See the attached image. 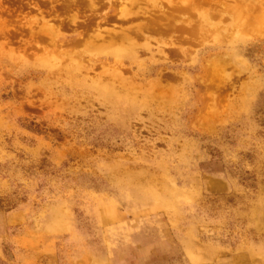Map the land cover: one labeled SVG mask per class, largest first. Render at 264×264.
<instances>
[{"label":"rangeland","instance_id":"1","mask_svg":"<svg viewBox=\"0 0 264 264\" xmlns=\"http://www.w3.org/2000/svg\"><path fill=\"white\" fill-rule=\"evenodd\" d=\"M69 1L0 0V264H264V35L177 24L119 66Z\"/></svg>","mask_w":264,"mask_h":264},{"label":"bare ground","instance_id":"2","mask_svg":"<svg viewBox=\"0 0 264 264\" xmlns=\"http://www.w3.org/2000/svg\"><path fill=\"white\" fill-rule=\"evenodd\" d=\"M162 1L167 2L166 4L171 11L162 8ZM225 1L227 0H223L222 2ZM231 1L232 7L227 6V8L218 10L216 7H211L214 3L210 2V0H111L107 8L111 17H107L111 21H116L120 26H113L111 27L112 29L109 30H101L100 27L102 23L107 22L105 16L100 17L97 13L101 8V5H99L101 0H70L65 7L68 9L73 7V9L76 10L75 14H71L72 16H70L67 22L68 26L76 28L79 23L82 28H88L87 31L78 34V39L74 44L82 40V47L85 49L86 53H94L97 56L103 55L105 59H112L119 66H123L128 61H132L133 59L135 61L138 59L140 54H150V40L155 41L158 53L163 56V51L160 48L161 46H175V42L173 44L171 41V33H175L174 31L178 28V26H176L177 24L186 25L188 28H191L192 25L195 24L197 25L195 27L196 32L199 34L202 33L203 29L205 33L219 34L221 35L220 37L228 33V28L232 31L236 26L241 27L243 30L246 29V33L254 37L259 38L263 36L264 8L260 3H257L259 0ZM202 3H207L208 7L204 11L202 9L199 11L198 9L202 6ZM84 5L85 9L90 11V23L93 25H88L86 20H78L79 9L84 8ZM155 9L159 11L161 17H155L156 15L153 13ZM187 9L195 13L196 23L193 22L195 20L192 19V21L188 17L178 13L185 12ZM192 12L190 13L193 14ZM185 13L188 14L189 12ZM178 19H180V21ZM224 20L228 22L225 25L223 23ZM49 21H44L43 24L46 28V36H48L50 43L55 46L59 30L63 26V21L60 20L61 22L57 25L50 24ZM125 24L129 26L127 25L126 28H121ZM181 27L186 28L184 26ZM163 34L167 36L164 39H162ZM151 35H155L159 38L152 37ZM184 39L185 38H182V40ZM155 68L154 66L148 67L146 68V72L150 73L155 70ZM144 73L143 70V75ZM111 86L110 84H106L105 86L102 85V87L98 86L96 91L110 92L112 89Z\"/></svg>","mask_w":264,"mask_h":264}]
</instances>
